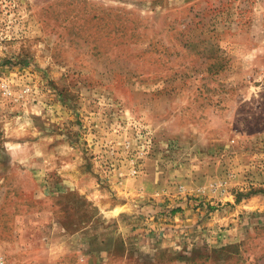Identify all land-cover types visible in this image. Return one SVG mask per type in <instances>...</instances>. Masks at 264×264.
Returning <instances> with one entry per match:
<instances>
[{"label":"rangeland","instance_id":"1","mask_svg":"<svg viewBox=\"0 0 264 264\" xmlns=\"http://www.w3.org/2000/svg\"><path fill=\"white\" fill-rule=\"evenodd\" d=\"M0 264H264V0H0Z\"/></svg>","mask_w":264,"mask_h":264},{"label":"built area","instance_id":"2","mask_svg":"<svg viewBox=\"0 0 264 264\" xmlns=\"http://www.w3.org/2000/svg\"><path fill=\"white\" fill-rule=\"evenodd\" d=\"M139 174V171L137 170V169H133L132 171H131V174L130 175H132V176H137Z\"/></svg>","mask_w":264,"mask_h":264},{"label":"crops","instance_id":"3","mask_svg":"<svg viewBox=\"0 0 264 264\" xmlns=\"http://www.w3.org/2000/svg\"><path fill=\"white\" fill-rule=\"evenodd\" d=\"M146 232H147V229H146Z\"/></svg>","mask_w":264,"mask_h":264}]
</instances>
